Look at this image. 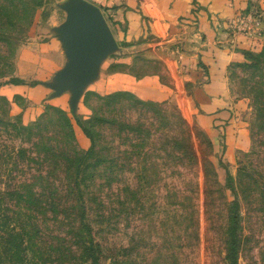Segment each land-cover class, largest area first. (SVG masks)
<instances>
[{
	"label": "rangeland",
	"instance_id": "374dc122",
	"mask_svg": "<svg viewBox=\"0 0 264 264\" xmlns=\"http://www.w3.org/2000/svg\"><path fill=\"white\" fill-rule=\"evenodd\" d=\"M71 1L0 0L2 256L8 222L23 229L27 257L44 264H91V239L100 264H230L238 201V262L264 264V20L251 32L261 48L229 69L235 131L204 125L172 101L90 94L88 113L65 110L68 136L58 106L34 105L24 117L28 100L4 85L17 77L18 50L33 25L58 29ZM147 65L140 72L165 73ZM79 116L95 143L76 173L91 148ZM2 256L0 264H13Z\"/></svg>",
	"mask_w": 264,
	"mask_h": 264
},
{
	"label": "crops",
	"instance_id": "0c3cea01",
	"mask_svg": "<svg viewBox=\"0 0 264 264\" xmlns=\"http://www.w3.org/2000/svg\"><path fill=\"white\" fill-rule=\"evenodd\" d=\"M87 1L102 10L117 48L101 60L73 106L71 90L58 93L53 87L68 63L58 30L34 24L16 61V76L24 82L4 85L8 93L12 90L28 100L24 117L41 104L76 115L88 113L89 91L104 95L128 90L145 101L175 102L204 125L235 131L229 69L244 62L245 51H257L263 41L258 34L239 32L233 23L253 8L264 16V0ZM150 63L159 64L165 73L140 72Z\"/></svg>",
	"mask_w": 264,
	"mask_h": 264
},
{
	"label": "water",
	"instance_id": "95a60500",
	"mask_svg": "<svg viewBox=\"0 0 264 264\" xmlns=\"http://www.w3.org/2000/svg\"><path fill=\"white\" fill-rule=\"evenodd\" d=\"M66 8L68 18L57 30L67 50L68 63L58 72L59 83L53 87L58 93L71 90L75 106L101 60L118 43L100 7L87 0H72Z\"/></svg>",
	"mask_w": 264,
	"mask_h": 264
},
{
	"label": "trees",
	"instance_id": "16d2710c",
	"mask_svg": "<svg viewBox=\"0 0 264 264\" xmlns=\"http://www.w3.org/2000/svg\"><path fill=\"white\" fill-rule=\"evenodd\" d=\"M264 20V18H263ZM261 55V53H260ZM245 56H246V60L244 62H246L248 60L249 57L254 56V51L251 50H247L245 51ZM256 56V55H255ZM244 62L241 63H237L236 65L242 64ZM259 64V63H258ZM24 81L18 77H12L8 83H23ZM90 94H95L98 95L100 97H109V98H117L120 97V95H127L131 98H136L138 100V102H153V103H160V102H155V101H145L143 99L138 98L134 93H132L131 91L128 90H120V91H115L109 94H99L97 92H93V91H89L86 94L85 97V102L90 106L89 102H88V95ZM162 103V102H161ZM58 109H60V111H64V117L66 119V125L69 128V132L67 133L68 136H73L74 135V130H73V122L72 119L69 117L68 113L63 110L62 108L58 107ZM75 116L77 117L78 115L75 114ZM80 116L78 117V119L76 120L77 123L81 126V128L83 129L84 133L86 134L87 137L90 138L91 140V148L88 149L87 151H85L84 153H82V155L79 158L78 163L76 164V173L80 172V164L81 161L84 157H86L88 152H91L94 146V135L92 132V129L90 128L89 124H84L85 122H83V120H81ZM93 145V146H92ZM230 180H232V177L230 176ZM238 201H236L233 205L232 211H231V215H230V227H229V235L231 237V247H230V252H229V258H230V264H239L238 262V257H237V239H238V228H239V209H238ZM85 213L82 215V218H84ZM6 222V221H5ZM3 235H2V247H4V256H2V251L0 252V257L2 256L3 262L5 261L6 263L8 262H12L13 264L15 263H23L25 262L26 264H44L43 262H35L36 257H32V258H28L27 254L29 253H24V233H23V229L18 228V227H14V225H11L10 223L6 222V225L3 227ZM85 253H86V257L89 259V262L91 264H100V257L98 255V250L96 249L95 246V241L93 239L90 240L89 244L86 245L85 248ZM25 254V255H24ZM9 256L8 259H6Z\"/></svg>",
	"mask_w": 264,
	"mask_h": 264
},
{
	"label": "built area",
	"instance_id": "2783aa9c",
	"mask_svg": "<svg viewBox=\"0 0 264 264\" xmlns=\"http://www.w3.org/2000/svg\"><path fill=\"white\" fill-rule=\"evenodd\" d=\"M263 17L257 9H251L247 14L239 16L233 23V27L245 34H254V30L261 25ZM254 33H251V32Z\"/></svg>",
	"mask_w": 264,
	"mask_h": 264
}]
</instances>
